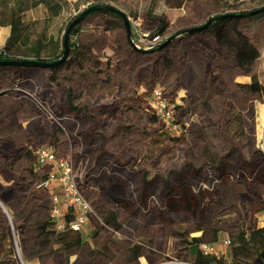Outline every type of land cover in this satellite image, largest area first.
<instances>
[{"label": "crops", "instance_id": "0c3cea01", "mask_svg": "<svg viewBox=\"0 0 264 264\" xmlns=\"http://www.w3.org/2000/svg\"><path fill=\"white\" fill-rule=\"evenodd\" d=\"M89 28H96L98 31L93 30V35H86L84 32L81 43L92 48L98 60L104 61L110 58L111 68L101 74H85L79 70L65 71L60 74V78L63 83L72 85L78 90L80 96L75 104L88 106L92 110L90 115H96L102 109L110 114L109 111L113 109L122 112L131 121V125L115 129L107 141L117 144L141 134L146 144L153 141L158 143L156 144L158 150L153 151L157 157H167V161L171 162L172 158L179 156L182 158V148L185 145L182 135L189 133L192 137L187 144L193 147V155L197 164L216 165L217 169L222 170L221 162L225 159V148L227 145L235 146L234 142L237 143L243 136L245 115L249 106L247 99L251 98L252 94L248 87V76L237 77L232 85L228 86L224 73L222 74L224 86H219L218 89L211 86L207 77L217 74L220 69H233L236 66L234 43L230 40L221 44L217 42V45L216 42L213 43L209 50L219 47L221 53L216 55L208 54L200 43L195 44L202 56L206 57L198 62L191 60L184 46L181 44L174 46L171 61L166 71L157 80L158 85L163 86L170 94L176 106L175 119L179 124H173L174 129L168 127L176 134L172 135L157 127L159 121L155 124L148 123L147 116L152 113L147 104L139 101L141 94L145 95L149 92L150 62L135 63L139 55L133 52L127 40L122 45L111 43L110 36L113 33H119L120 29L103 32L98 22L96 25L90 24ZM9 33V27H0V48ZM226 44H230L235 49L233 53L227 50ZM210 66L211 68L208 69ZM214 67L217 70H214ZM138 88H140L139 91H137ZM44 89L50 94L48 107L52 113H56L60 121L59 126L50 123L30 99V95ZM94 93L100 94L97 96L100 99L94 98L97 100L94 106H89L88 97ZM97 104L104 106H97ZM91 121L93 120L82 110L77 112L69 110L65 92L49 84L47 73L40 70L0 72V196L7 195L8 192L6 198L0 202L11 214L16 243L25 264H112L117 258L106 255L111 262L103 259L101 248L107 243L100 245L97 252H94V248H86L85 243L89 238L84 233L85 231L81 232L83 241L81 248L69 262H65L62 256H52L51 253L57 245L52 229L62 219H52V212L56 205L51 202V197L60 194V190L53 186L46 191L43 199H37L31 194L22 195V192L27 193L32 180L38 181L48 171L47 167L38 165L36 151L39 148H47L54 151L57 157H74L75 153H80L84 147H82L81 139L73 132H76L82 125L90 124ZM98 125L104 124L98 121ZM151 132L164 135L159 134V137H153ZM180 133L181 136H178ZM170 145H174L175 149H163V147L169 148ZM179 148H181L180 151ZM137 158L145 161L144 154ZM182 162L180 160V163ZM77 171L81 176L80 182L86 180L81 170ZM192 171L194 174L199 173L196 168ZM144 172L148 180L149 172L148 170ZM84 193L99 220L109 211L115 213V218L106 228L115 221L120 222L119 211L103 209L94 203L98 194L88 190ZM25 212L29 213L23 217ZM46 220H49L47 228L42 229L41 225ZM196 220L197 218L189 220L183 217L177 222L160 227L166 246L170 242L171 250L177 251L180 236V233L175 230L177 224L183 226L182 235L192 236H199L210 227V225L206 226L203 221ZM14 224L18 225L19 230L14 229ZM259 225H264V223H259ZM231 226L235 231L241 229L236 225ZM83 229L85 230V227ZM150 232L152 231L145 230V234ZM115 234L117 233L114 232L111 235L110 240L116 236ZM217 245L219 249L217 256H230L229 248H223L219 243ZM15 264H19V261L17 260Z\"/></svg>", "mask_w": 264, "mask_h": 264}, {"label": "rangeland", "instance_id": "374dc122", "mask_svg": "<svg viewBox=\"0 0 264 264\" xmlns=\"http://www.w3.org/2000/svg\"><path fill=\"white\" fill-rule=\"evenodd\" d=\"M150 1L65 0L68 7L63 13L61 22L66 23L92 3L106 2L124 13L139 15L140 27L134 29L131 26L134 39L132 50L136 52L145 51L151 45L148 37L154 29L151 23L146 22V9ZM178 1H181V7H177ZM225 1L229 6L236 3V0ZM241 1L244 0H239V3ZM259 2L264 3V0ZM234 11V9H225L220 0H157L156 8L157 14L162 15L168 23L164 38L172 37L177 31L188 27L204 25L208 19L216 15L233 13ZM91 21L93 23L90 24L96 25V20ZM248 27H250L249 37L257 41L260 54L252 71L259 76L261 92L258 96L252 95L251 98L247 99L249 106L245 115L243 136L237 143L234 142L235 146L227 145L225 148V159L221 162L223 167L222 170L218 171V183L212 185V182L206 177L208 167L216 168V165L197 164L195 161L193 147L187 144L192 137L189 133L182 135L185 143L182 148V158L179 156L168 162L167 157H157V154L153 152L158 150L156 147L158 143L153 141L146 144L141 134L117 144H111V141H107L115 129L131 125V121L122 112L113 109L108 110L110 114L107 110L102 109L96 115H91L94 120L90 124L82 125L76 132H73L81 139L82 147H84L83 151L75 153L72 157L75 169L81 170L86 177V180L81 182L82 191H94L98 194L94 203L103 209H116L119 211L120 217V222L119 220L115 221L107 228L106 235L97 230L94 221L98 220L90 219L85 230H82L89 238L85 243L86 248H94V252H97L100 245L110 243L112 250L120 251L124 247L138 243L142 245L146 254L150 255V259L155 261V264H182L179 262L176 252L171 250L170 242L166 246L160 227L177 222L183 217L189 220L197 218L196 221H203L206 226H209L217 222L219 216L241 213L242 207L237 208L234 205L240 200L239 194L244 190V184L250 181L254 182L260 185L264 191V106H262L264 104V20L254 22ZM93 30L98 31L96 28L86 27L85 34L93 35ZM110 40L111 43L122 45L126 42L124 31L113 33ZM225 46L231 53L234 52L235 49L230 44ZM236 78L232 74L225 73V81L228 86H231ZM158 84L157 81L152 84V80H150L151 91L159 86ZM35 93L33 95L42 97L46 113L39 111L48 118L50 123L59 126L60 121L57 119L56 113H52L48 107L51 99L48 90L44 89ZM142 95L139 96V101L148 105L147 99L150 92ZM97 96L100 94L89 95L87 104L94 106L95 101H97L94 98L100 99ZM259 103L262 105H258ZM97 106L104 105L97 104ZM110 119L112 120L110 121ZM98 121L103 122L104 125H98ZM157 127L163 132L176 135L169 130L170 127L168 128L161 121ZM151 133L153 137H159L158 135L161 134L159 132ZM178 136H181V133ZM163 149L174 150L175 147L170 145L169 148L163 147ZM180 150L181 148H179ZM143 154L145 161L138 160L137 157ZM180 160L183 162L180 163ZM189 166L199 170V173L194 174L193 168H188ZM46 169L50 170L49 168ZM145 170L149 172L148 180L151 182L149 185H145L143 182ZM245 207L249 213L251 211L250 204L245 203ZM2 208L6 211L7 219L12 228L11 214L0 202V210ZM28 213L25 212L23 217ZM227 221L224 222V225L241 227V217ZM256 221L258 224L264 223V213L256 214ZM157 229L159 230L157 231ZM145 230L152 232L145 234ZM114 232L117 233L114 236L116 240L113 239L114 237L110 240ZM226 239H228V235L221 232L214 244H222ZM14 240L17 241L16 236ZM16 251L17 257H21L20 249L18 248ZM102 257L111 262L105 254H102ZM115 263H124L121 254H118ZM139 264H151V262L146 258H141Z\"/></svg>", "mask_w": 264, "mask_h": 264}, {"label": "trees", "instance_id": "16d2710c", "mask_svg": "<svg viewBox=\"0 0 264 264\" xmlns=\"http://www.w3.org/2000/svg\"><path fill=\"white\" fill-rule=\"evenodd\" d=\"M220 1L225 9H234L235 11L224 14L228 16L222 20H215V18L223 15H216L208 19L206 23L210 20L212 22L200 31L189 32L190 29L197 27L192 26L177 31L169 38H164L168 23L162 15L156 12L157 0L150 1L146 9V22L151 23L154 29L149 34V38L160 37L163 40L148 50L133 52L139 55L135 63L150 62L149 68L151 69L152 84H155L159 76L166 71L171 61L172 49L176 44L184 46L191 60L198 62L206 59V57L202 56V53L195 47V44L200 43L208 51V54L216 55L221 53L220 48L214 47L212 50H209V47L213 46L215 42L217 45V42L221 44L226 40H230L236 47V66L233 69H220L217 74L208 76L207 80H209L211 86L218 89L219 86H224L222 78V74L224 73L232 74L234 77L248 76L250 93L255 97L260 94L261 84L259 76L252 71L253 65L258 60L260 54L256 44L257 41L249 37L250 27L248 26L253 25L254 22L257 23L264 20V11L254 16H239L264 9V3L259 2L260 0H244L239 3V0H236V3L229 6L225 0ZM106 6L110 5L106 2H96L88 5L86 9L91 7L105 8ZM181 6L182 3L180 1L177 7ZM66 7H68V3L65 0H0V27H9L10 30L9 36L0 48V62L31 60L55 63L61 59L65 51V34L71 23L82 13H78L63 24L61 19ZM124 14L129 21L130 28V20L137 21L139 19V15L136 13ZM91 20H96V24L97 22L99 23L103 32L119 29L124 31L126 40L132 48V44L134 43L133 33L131 31V39L129 40L123 21L118 15L107 11L95 12L89 14L83 21L71 29L68 39V56L59 64L43 69L23 66H3L0 67V72L5 70L19 72L40 70L47 73L49 84L65 92L69 110L72 112L82 110L85 115L94 120L90 115L92 110L88 106L75 104L80 96L78 90L72 85L63 83L60 78V74L65 71L79 70L85 74H101L111 68L112 61L110 58L104 61L98 60L93 49L81 43L82 35L86 27H89L92 22ZM169 39L171 41L166 43ZM210 68L211 66L208 69ZM213 69L217 70L215 67ZM151 86L149 85L148 88L150 94L152 92ZM165 96L168 100L169 108L173 111L172 123L179 124L175 119L176 106L166 90ZM147 121L150 124H155L159 120L155 115L151 114L147 116ZM213 169L220 171L217 168ZM45 175L46 173L38 181L32 180L27 193L22 192V195L31 194L36 196L37 199H43L47 190L40 188L38 185ZM143 182L145 185L151 183L147 180L146 173L143 176ZM7 195L0 196V201L4 200ZM239 195L240 200L234 207H242L241 213H231L217 217V222L212 223L199 236L182 235L184 231L183 226L175 225L176 232L180 233L176 251L179 262L182 264H264V225H259L256 221V214L264 213V191L260 185L250 181L244 184V190ZM51 202L53 203L52 197ZM245 203L250 204L251 211L249 213L245 207ZM75 215V209L68 207L64 213L65 228L63 230H57L55 227L52 229L57 245L51 255L55 257L62 256L65 258V262H69L71 257H74L78 253L83 243L81 233L68 228V225L74 221ZM236 217H241V229L239 231H235L233 226L224 225V221ZM114 218L115 213L109 211L102 216L101 222L94 221L97 230L106 235V226ZM48 223L49 220L43 222L41 228L46 229ZM14 229L19 230L18 225L14 224ZM221 232L228 234L230 256L205 255L200 246L216 243ZM14 237L15 235L6 214L0 210V264H15L17 262L18 257L14 246ZM113 239L116 240V237ZM101 251L111 258H115L118 254H121L124 259L123 264H139L141 258H146L151 264H155V261L150 259V255L146 254L142 245L138 243L124 247L120 251L112 250L110 243H107L102 246ZM112 264L119 263H115L113 260Z\"/></svg>", "mask_w": 264, "mask_h": 264}, {"label": "built area", "instance_id": "2783aa9c", "mask_svg": "<svg viewBox=\"0 0 264 264\" xmlns=\"http://www.w3.org/2000/svg\"><path fill=\"white\" fill-rule=\"evenodd\" d=\"M130 22L134 29L140 27L139 19L137 21L130 20ZM161 40H163V38L160 37L150 39L151 45L146 50L150 49ZM30 99L35 103L38 110L46 113L41 96L30 95ZM148 106L151 113L155 115L159 121L172 129L175 128L172 123L173 111L169 108L164 87L157 86L152 90L148 97ZM36 161L41 167H47L50 169L47 171L45 177L39 181L38 186L45 190H49L53 186H56L60 190V194L52 196V201L54 205H56V208L53 210L51 217L55 220L62 219L61 222H57L55 225L57 230H63L66 226L64 223V213L68 207H73L76 212L74 221L68 225V228L72 231L81 233L85 225L92 218L101 222L88 197L81 189V176L75 169L72 157H57L54 151L47 148H39L36 151ZM207 170L206 177L212 182V185L218 183V171L211 167H208ZM14 246L17 250L18 245L15 240ZM229 246V239L224 240L221 244V247L223 248H229ZM200 249L205 255H218L219 251L217 244H203L200 246ZM18 261L19 264H25L20 256H18Z\"/></svg>", "mask_w": 264, "mask_h": 264}, {"label": "water", "instance_id": "95a60500", "mask_svg": "<svg viewBox=\"0 0 264 264\" xmlns=\"http://www.w3.org/2000/svg\"><path fill=\"white\" fill-rule=\"evenodd\" d=\"M101 11H107V12H111V13H114V14L118 15L123 21V24L125 26L128 39L129 40L131 39V28H130L129 21L126 18L125 14L121 10H119V9L113 7V6H106L105 8L91 7V8L85 9L81 13V15L77 19H75L71 23V25L69 26V28H68V30H67V32L65 34V37H64V48H65V51L63 53L62 58L59 59L57 62H55V63H46V62L31 61V60L22 61V62H0V67H3V66H23V67L34 68V69H43V68L54 67L55 65H57L60 62H62L63 60H65L66 57L68 56V53H69L68 39H69V33H70L71 29L75 25H77L81 21H83L89 14L95 13V12H101ZM261 11H264V9L256 11V12H252V13H249V14H242L239 17L254 16V15L260 13ZM227 16L228 15H223L221 17L215 18V20H222V19L226 18ZM211 22H212V20H210L208 23H206L204 25L194 27V28L190 29L189 32L200 31V30L206 28ZM170 41H171V39H169L166 43H169ZM2 210L6 214V211L3 208H2Z\"/></svg>", "mask_w": 264, "mask_h": 264}]
</instances>
